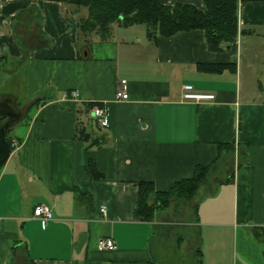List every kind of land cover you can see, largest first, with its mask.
Returning <instances> with one entry per match:
<instances>
[{
  "label": "crops",
  "instance_id": "1",
  "mask_svg": "<svg viewBox=\"0 0 264 264\" xmlns=\"http://www.w3.org/2000/svg\"><path fill=\"white\" fill-rule=\"evenodd\" d=\"M76 11L0 0V100L22 112L0 168V264H155L168 253L175 264L183 252L191 264H264V3L239 6L237 41L221 51L202 30L151 38L118 24L108 42L88 38L89 57ZM123 80L129 99L117 101ZM185 85L216 98L184 100ZM71 91L81 101H64ZM87 104L107 109L104 131ZM82 130L106 142L89 148ZM198 167L207 179L192 199L166 194L151 220L136 216L140 183L165 194ZM39 205L53 211L46 225ZM179 227L194 232L164 238ZM102 238L117 249L100 250Z\"/></svg>",
  "mask_w": 264,
  "mask_h": 264
},
{
  "label": "trees",
  "instance_id": "2",
  "mask_svg": "<svg viewBox=\"0 0 264 264\" xmlns=\"http://www.w3.org/2000/svg\"><path fill=\"white\" fill-rule=\"evenodd\" d=\"M58 1L73 6L77 10L76 12L86 11V16L79 19V27L81 41L86 42L88 46V57L91 51L88 38L96 34L101 42L110 41L113 37L114 27L119 24L120 19H122L121 24L124 27L145 25L151 38L156 36L169 38L179 32L202 30L206 34L209 50L221 51L224 45L237 41L239 6L241 4L264 3V0H203L205 9L201 11L188 4L164 6L160 0ZM200 69L207 72H220L223 70V66L201 65ZM93 106V104H87L86 108L91 110ZM6 121L7 118L0 117V127ZM17 122L13 123L7 132V141L10 144L11 152L15 147L9 138V132ZM96 125L100 131L106 129L98 123ZM81 134L86 141L90 142L89 148L99 147L106 142L105 133L97 138H91L85 130H82ZM207 171V168L198 167L193 178L177 183L165 194L156 193L152 184L140 183L136 216L143 220H151L157 208V202L161 201V196L166 194H172L178 198L193 197L207 176ZM91 172L95 178H98L94 168L91 169ZM165 202L163 203L166 204Z\"/></svg>",
  "mask_w": 264,
  "mask_h": 264
},
{
  "label": "built area",
  "instance_id": "3",
  "mask_svg": "<svg viewBox=\"0 0 264 264\" xmlns=\"http://www.w3.org/2000/svg\"><path fill=\"white\" fill-rule=\"evenodd\" d=\"M126 81L123 80L121 82V87L117 90L116 93V100L117 101H124L129 99V94L127 90L124 88ZM215 95L210 93H197L194 90L192 85H185L183 87V99L187 101H194L196 103L208 102L215 100ZM64 101L73 100V101H81V95L78 91H71L64 95ZM92 115L96 119V122L103 128L109 127V117L107 109L100 106L93 107ZM14 146L15 143H14ZM101 214H106V207L102 206L100 209ZM34 217L38 218L46 225L49 221L53 219V211L51 208L47 207L46 205H39L34 209ZM98 247L100 250H109L114 251L117 249V245L115 241L111 238H102L98 242Z\"/></svg>",
  "mask_w": 264,
  "mask_h": 264
},
{
  "label": "water",
  "instance_id": "4",
  "mask_svg": "<svg viewBox=\"0 0 264 264\" xmlns=\"http://www.w3.org/2000/svg\"><path fill=\"white\" fill-rule=\"evenodd\" d=\"M122 19L119 20L121 26ZM0 117L7 121L0 127V167L3 166L11 155V147L7 141V132L11 125L22 118V112L17 108L12 99L0 100Z\"/></svg>",
  "mask_w": 264,
  "mask_h": 264
},
{
  "label": "rangeland",
  "instance_id": "5",
  "mask_svg": "<svg viewBox=\"0 0 264 264\" xmlns=\"http://www.w3.org/2000/svg\"><path fill=\"white\" fill-rule=\"evenodd\" d=\"M207 179V176L205 177V179H204V181ZM203 181V182H204ZM202 182V183H203ZM201 183V184H202ZM196 194V193H195ZM195 196V195H194ZM193 196V197H194ZM193 197H191V198H186V197H182L181 198V200H182V203L183 202H186V201H188V199H192ZM191 214H189V216H190ZM175 230H168V231H164V238H167L168 240H169V238H176L177 237V235L178 236H185V237H189V234L190 233H192V232H194L193 230H191V231H189V228H184V227H179V228H174ZM182 252H183V250H181ZM182 256H181V262L180 263H175V264H188V262H189V264H191V262H190V259H189V257L188 256H186V254H185V252H183L182 254H181ZM166 258H167V260H169V261H171V260H174L173 258H172V253H168L166 256H165ZM169 261H166L165 262V258H159L158 257V260H156V262H155V264H169L168 262Z\"/></svg>",
  "mask_w": 264,
  "mask_h": 264
}]
</instances>
